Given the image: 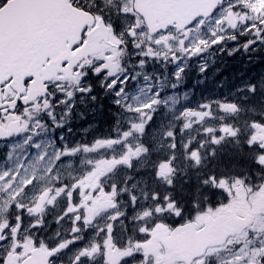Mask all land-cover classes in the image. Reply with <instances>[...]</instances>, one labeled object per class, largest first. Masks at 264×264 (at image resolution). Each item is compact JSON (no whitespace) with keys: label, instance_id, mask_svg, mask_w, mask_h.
<instances>
[{"label":"rangeland","instance_id":"obj_1","mask_svg":"<svg viewBox=\"0 0 264 264\" xmlns=\"http://www.w3.org/2000/svg\"><path fill=\"white\" fill-rule=\"evenodd\" d=\"M83 2H86L88 0H82ZM107 5H117L119 3V0H103ZM262 1L264 0H229L228 4L223 8L222 12L213 20L211 24L208 25H200L195 26L190 31L186 32L182 35H174L169 34L166 35L165 38H155L150 39L151 37H148L146 35V32L143 28V25L140 20H138L135 16H133L128 10H122L121 13H117L118 18L116 19L117 27H115V31L111 33V36L109 38L110 42L112 44L118 45L121 44L124 41L129 40V36H125L123 30H126L127 28L133 26L135 31V37L132 40L133 41V48L136 51L137 54L141 53H152L153 50L160 51L163 58L169 57L173 58L174 60H177L178 58L186 59L188 58L191 53L196 52V50L200 47H205L206 43H209V45L220 46V47H236L234 44L235 35L237 33H241L242 31H246L247 28L250 29V24H256L258 23V16L256 14L248 15L245 13L246 10L249 8L247 5L249 3H255L257 4H263ZM231 7H234L237 10V17L240 19V22L243 23L241 26L242 30H237L236 32H233L232 30H229L226 25L224 24V21H222V15H224V12L227 9H230ZM207 26V27H206ZM217 28H216V27ZM206 27V30H208V33L204 30ZM164 39V40H163ZM161 40V41H159ZM159 41V42H158ZM228 43H230L228 45ZM207 47V45H206ZM200 50V49H199ZM111 53L113 56H111V60L107 63L110 64L112 74L114 76L119 75L118 71V60L117 56L121 52L117 47L114 46H106L104 47V53ZM184 54V55H182ZM104 54L100 55V58H97L95 62H99L100 59H104ZM185 62V60L182 62V64ZM147 87L143 88L142 86H138L136 90L134 91L133 95L134 97L129 99L133 100L132 105L129 106L132 111H134L135 115L129 117V119H124V122L128 120L129 122V129L128 135L125 136L124 132H119V136L122 135V141L125 140V143L128 145L131 143V147L133 146V143L135 139L144 141L148 144H150L151 148H148L146 146L139 145L138 153H135L133 151H130L129 155V163H133V160L141 161V159L146 158L148 149H155V150H164L165 152H168V149L170 151H173L176 149L175 146V133L174 129L176 127H179V133H181L178 138L180 140H183L186 134H189L191 130L195 129V127L199 125H206V123H209L210 125H216L217 120H208L204 119V116L198 111L211 109L213 108V105L209 104L210 102L203 101L198 104L197 106H194V112H196V117L192 120H181L179 123L178 120L175 119H164L160 115L157 116V119L155 123H151L150 118H144L146 115L145 106L149 103H151L152 98L151 96L145 97L144 90ZM150 99V100H149ZM167 99L164 100L163 103H165ZM188 103V100L185 101ZM175 103V102H173ZM201 105H207V107H201ZM136 124L137 128H132L131 125ZM154 124V125H153ZM153 125V126H152ZM189 129V127H191ZM221 131L225 135H230L231 129H228L226 127H221ZM177 139V138H176ZM257 139L261 142H264V132L259 131ZM133 150V149H132ZM117 152L114 150V154ZM142 153L143 156H142ZM119 154V153H118ZM26 150L22 149L21 154H15L13 150H10L7 154V161L8 162H0V227L9 225V221H5L7 219L4 216V208L9 209L10 204L15 205V196L20 191V187L24 184V182L32 176L35 177V183L33 187L23 196V198L19 199L18 202L21 205V211L22 207H30L27 214L24 213L21 216L20 221H16L14 216V222L15 224L19 225L18 232H16V237L23 238V235L26 233L25 231H21L22 224L28 223L29 226L32 228V233H34L35 228L40 227V222L38 220V216L42 213H50L51 211H55V215L52 217L53 220L51 222L55 223L62 220V216L65 214L66 217L73 216L74 213H72L71 209H67L62 214L58 215L60 213V205L64 201V196L68 195V191L70 190V187H66L67 189L57 191L53 196L51 197H43L41 199H38V193L46 188L48 184L51 181V178H49L46 174V171L48 168L46 167V164L44 163V166H41L36 163V160L39 159L40 152L37 150L33 152L32 155L25 157ZM122 157L127 156V152L123 151L121 154H119ZM170 155V154H169ZM168 155V157H169ZM142 156V158H141ZM25 157V164L26 166H23L22 171L18 175L17 179L16 176L14 179L12 177L8 181L4 180V174L5 172H14L15 167H13V164H19L21 159H24ZM141 158V159H140ZM100 168V169H99ZM99 169V176L98 178H101L104 175H107V171L109 170V167L106 166V164H101L98 168ZM156 171L159 177H163L165 174L170 175L172 173V165L168 161H163L156 165ZM33 174V175H32ZM114 174V170H113ZM12 175H14L12 173ZM32 175V176H31ZM94 180L93 178L91 180V183L89 184L90 189L88 190V194L85 197V201H87L89 194L92 192L94 187ZM163 180V179H162ZM117 180H114L113 184H116ZM153 185L158 184L159 186H162L161 183H151ZM104 185V184H101ZM111 185V186H112ZM153 185L150 187L153 188ZM238 184H232L231 188L236 192L235 200L232 203H229L226 208L223 210H219L217 213L222 212H228V213H236L240 212L243 213V211L250 210L251 214L257 213L258 216V222L256 220L255 225H253L249 231L243 235H240L233 239V243L238 244L239 243V250H237L235 253L229 255L228 260L232 262V264H256V258L258 254H264V248L261 247V241H264V229L261 228V224H264V191H258L255 194V197L251 200V204H245V193H243L240 189V187H236ZM88 186V187H89ZM83 187V184L76 182V194L80 191V189ZM115 189L112 191L111 189H103V190H97L96 195L97 198H99V202H97V209L96 211L91 214L90 207L84 208L81 206L80 214L76 217V220L80 223L79 227L82 231L79 229L75 232L77 234H81V237L85 234V242L87 246L92 245H98V246H104L108 245L106 234L101 236V233H103L104 230L109 229V225L105 224L103 226L102 223H105L106 219L109 217L110 219L117 217V210L119 209L120 202L117 200V187L114 185ZM138 182L132 183V185L129 187L131 193H133L132 189H137L138 194H143L140 188L138 189ZM21 192V191H20ZM163 193H166V190L159 191V196H162ZM158 200V199H157ZM107 201L109 203L108 208L106 210H103V202ZM144 203V202H142ZM151 203H156L153 200ZM160 203V207H167V205L170 203L167 196L164 195ZM65 206H67V203L65 201ZM158 206V205H157ZM157 206L154 210L151 208H146L144 213H141L135 221H139L138 226L147 227L149 223L152 220V217L157 214ZM44 209V210H43ZM43 210V211H42ZM42 211V212H41ZM40 212V213H38ZM90 212V213H89ZM38 213V214H37ZM145 213H148L145 215ZM107 214V216H106ZM56 215L58 217H56ZM64 217V218H66ZM98 217V218H97ZM256 217V215H255ZM63 218V219H64ZM72 218V217H71ZM70 218V219H71ZM205 216H202V219L197 221L198 224H202ZM24 219V221H23ZM56 222H55V221ZM119 226V225H117ZM135 228V227H134ZM150 238L156 239L158 235L164 236L167 234L166 229L164 227L159 228V226L150 227ZM262 234L259 240H253V236ZM15 237V238H16ZM31 238V236L25 238L26 244H28V240ZM98 239V240H96ZM76 240V238H75ZM74 240V241H75ZM82 239L80 238L79 241ZM74 241H69V243L73 244ZM31 245V244H30ZM220 253V250H214L211 252L210 256H217Z\"/></svg>","mask_w":264,"mask_h":264},{"label":"water","instance_id":"obj_2","mask_svg":"<svg viewBox=\"0 0 264 264\" xmlns=\"http://www.w3.org/2000/svg\"><path fill=\"white\" fill-rule=\"evenodd\" d=\"M222 0H134V9L141 14L149 29L159 27L160 21L168 22L182 17L181 7L190 8L188 18L199 14L209 16ZM17 16L7 22L8 30L0 28V83L4 78L20 76V81L39 77L42 66L50 59L53 65L66 56L63 51L66 40H77L83 27L90 19H79L80 11L71 8L68 0H18ZM185 18V19H188ZM87 44L79 53V58L88 51ZM249 218L239 220L207 219L204 228L195 231L185 228L173 231L164 244L171 261H190L202 254L210 246L220 245L223 240L241 231ZM48 257V256H47ZM35 253L26 264H46L48 258Z\"/></svg>","mask_w":264,"mask_h":264},{"label":"snow or ice","instance_id":"obj_3","mask_svg":"<svg viewBox=\"0 0 264 264\" xmlns=\"http://www.w3.org/2000/svg\"><path fill=\"white\" fill-rule=\"evenodd\" d=\"M249 10L252 12H257L258 9L254 3L248 5ZM18 0H0V25H4L10 20L14 19L17 14H18ZM91 15V12L89 13ZM96 17L99 20H103V17L100 15V13H96ZM261 25H264V14H261L258 17V23L254 25H250L249 27H256L257 31L253 33V35L256 37V40H259L261 42H264V27H261ZM129 39H133V37H129ZM256 41H246L244 44L245 50L248 49V47L251 46V44L255 43ZM232 53L229 52V55ZM143 61H141L142 63ZM183 72V68H178L174 75L178 78L179 74ZM95 77L96 81L100 83L101 88L107 92L108 90H111V94L115 97V99L112 101L117 107L120 106V98L122 93L124 92L123 85L127 82L126 80L120 81L121 87L117 89V80L111 77H108L107 73L105 71H93V70H87L85 76L82 78L80 84L78 85V90L74 89L72 91H67V92H60V93H53L52 100L49 101L51 104L53 101L59 106L63 105V111L61 115H68L71 117L72 115V109L76 107V100H80L83 102L85 99L91 100L93 103H95L97 97L93 91L92 83L90 78ZM255 85H249L248 86V91L254 93L255 92ZM49 92H53V89L50 87ZM157 96H159V93H156ZM7 103V102H5ZM13 107L7 108L5 107V104H0V112H11L15 113L17 115L23 114L26 109L28 108V105L24 103L21 99H16L13 102ZM201 107H207V105H201ZM233 110H236V106L233 105ZM51 118L53 120L54 124L59 123L58 121L55 120V113L53 112L51 114ZM3 117L0 116V120H2ZM60 127H63L62 124L59 125ZM132 128H137L136 124L131 125ZM237 134L236 131H231L230 135L235 137ZM124 135H128V131L124 132ZM220 139H223L221 136ZM59 140L64 146V149L67 150V145L64 143V137L63 135L59 136ZM213 143H219V140H217L215 137H213ZM248 147L251 148L253 147V144L251 141L248 142ZM260 147V152L256 155L255 159L256 162L258 163L259 166L264 167V146H258ZM60 149L57 148V151ZM130 179V177H129ZM236 182L240 183L243 178L236 177ZM213 180H215V177H213ZM223 182V178L221 180ZM251 187V186H249ZM256 189L259 191H264V181H261L258 183L256 186ZM69 195H71L69 193ZM135 200V197L132 198ZM153 199H158V197L154 196ZM168 208H174L175 205L174 203H169L167 205ZM12 212L17 213L16 214V221L21 220V216L18 214L21 211V205L17 201L15 204V208L10 209ZM160 211V208L157 207V212ZM67 213V210H66ZM148 213H145L147 215ZM177 221H180L183 215V210H176L175 212ZM202 217L199 214H194L193 217L190 220H184L182 223L178 222L176 224V231H179L181 229L185 228H193L195 227V224L197 221L201 220ZM19 225L15 224L13 222L12 225H6L5 229L0 231V241H11L14 240L16 237V232L17 228ZM78 229H73V231H77ZM140 231L143 233L145 232L144 228H141ZM111 232V226H109V233ZM33 241L31 239L28 240V244H32ZM0 247H4V245H0ZM22 247H26L25 245H21L18 243H12L11 247L5 251L3 254H0V264H21L22 261V256L23 253L20 251ZM44 245L41 244V248H43ZM65 247L64 244H60L58 247L51 249L50 251L47 252V255L49 257L54 256V254L60 250H62ZM261 247L264 248V241H261ZM85 251H81L78 256L75 257L73 264H80L81 258L84 257ZM89 257L91 256V253L88 254ZM139 259V257H138ZM256 264H264V254H258L256 258Z\"/></svg>","mask_w":264,"mask_h":264},{"label":"trees","instance_id":"obj_4","mask_svg":"<svg viewBox=\"0 0 264 264\" xmlns=\"http://www.w3.org/2000/svg\"><path fill=\"white\" fill-rule=\"evenodd\" d=\"M234 68L236 67L233 65L231 69ZM254 69L257 70L258 68L255 67ZM252 108L258 110V113L264 112V98H257L245 110L254 113L255 110ZM99 120L101 121H97L98 123L101 122L109 127L110 120H104L102 115H99ZM249 122L247 121L246 124L248 125ZM246 134H248V131L241 128L240 135L245 136ZM198 141L195 140L192 146L193 144L194 147L199 146ZM229 141L230 139L225 141L224 145L217 150L204 148L199 167L196 160L195 163L192 162L191 153L183 155L185 156L183 168L176 166V178L170 196L173 199L172 203L177 208L182 209L185 214L194 215L214 211L218 206L227 202L226 195L221 191L218 192L217 188L215 189L210 183L211 178L234 181L236 177H243V180H245L246 175L252 176L255 172L256 165L253 162L252 151L244 145L235 146Z\"/></svg>","mask_w":264,"mask_h":264},{"label":"flooded vegetation","instance_id":"obj_5","mask_svg":"<svg viewBox=\"0 0 264 264\" xmlns=\"http://www.w3.org/2000/svg\"><path fill=\"white\" fill-rule=\"evenodd\" d=\"M76 74V73H75ZM6 93L5 96L8 97L9 93L12 94V91L10 89H5ZM94 91V90H93ZM95 95L96 92L94 91ZM97 99L95 103H93L91 100L85 99L81 105L84 106V108L87 110V115L97 123L99 120V115L104 116V120H112L113 119V109L114 105L112 102L107 101L103 98H100L96 96ZM20 121V120H19ZM5 119L0 120V124L4 123ZM108 129L107 135L112 136L111 128ZM108 158V156H107ZM96 205L93 204V207ZM129 232L125 231L124 229L120 230L117 235L118 241H123L127 239ZM134 238L137 237L136 233L131 234ZM60 244H64L65 247L58 251L57 256L51 261V264H73V261L76 256L80 254V252L83 250L85 251L84 257L81 258L80 264H138L139 261L135 260L132 262L133 259H129L128 257L121 258V251L115 250V254H111L110 251H108L107 254H101L97 247H91L89 250L83 248L84 244L82 243H73L68 244L66 240H59L55 241L52 246H50L51 249H54L58 247ZM6 250L2 249L0 250V254H3ZM23 253V257L26 256V251H21ZM89 253H91V256L89 257Z\"/></svg>","mask_w":264,"mask_h":264}]
</instances>
